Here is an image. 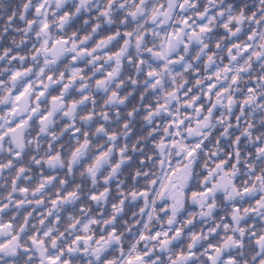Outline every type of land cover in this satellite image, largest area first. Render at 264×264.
Segmentation results:
<instances>
[{"label": "clouds", "instance_id": "clouds-1", "mask_svg": "<svg viewBox=\"0 0 264 264\" xmlns=\"http://www.w3.org/2000/svg\"><path fill=\"white\" fill-rule=\"evenodd\" d=\"M0 264H264V0H0Z\"/></svg>", "mask_w": 264, "mask_h": 264}]
</instances>
